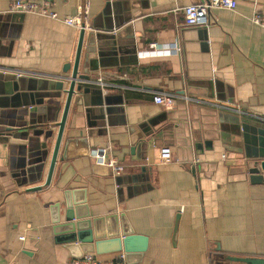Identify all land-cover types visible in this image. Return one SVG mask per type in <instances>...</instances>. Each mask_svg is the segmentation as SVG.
Masks as SVG:
<instances>
[{"label": "crops", "instance_id": "0c3cea01", "mask_svg": "<svg viewBox=\"0 0 264 264\" xmlns=\"http://www.w3.org/2000/svg\"><path fill=\"white\" fill-rule=\"evenodd\" d=\"M15 1L0 0V132L13 129L0 136V264H71L55 242L52 207L81 190L93 218L125 214L146 240L130 264L264 259V184L248 173L264 162V29L250 20L264 17V0L211 10L205 28L186 26L183 14L203 0H54L60 18L86 8L79 72L92 32L96 70L71 102L50 186L33 193L47 181L67 95L51 97L72 73L81 29L14 18ZM166 93L179 97L172 111L154 103ZM67 139L89 149L75 145L77 157L61 160ZM105 146L125 167L119 185L83 156Z\"/></svg>", "mask_w": 264, "mask_h": 264}, {"label": "water", "instance_id": "95a60500", "mask_svg": "<svg viewBox=\"0 0 264 264\" xmlns=\"http://www.w3.org/2000/svg\"><path fill=\"white\" fill-rule=\"evenodd\" d=\"M17 17H23V14L14 15V18ZM85 35L86 30L83 27L80 33L77 55L72 73L69 77H66V79H59L57 81L58 83L55 85V89L58 93L52 95L51 97L52 99H60L63 93L67 95L62 119L57 124L59 131L50 163L47 181L42 187L30 189L28 193L42 191L50 186L54 169L59 158V152L62 148L64 129L66 126L71 102L76 93H82L84 91L83 84H88L91 82L92 73L96 70L95 59L90 58V56H94L97 53L96 39L94 37V33L92 32L90 35L91 39L89 41L90 47L87 51L88 57L85 60V69L82 71V73L79 72ZM66 74H68V70L66 71ZM4 75L10 76L14 80L17 79L16 81L25 78L24 76L18 77L15 74ZM66 85L68 88H66ZM190 91L193 93L203 94V91H199L196 88H191ZM80 101L81 99H78L79 103ZM30 108L31 111H35L34 107ZM227 117V115L220 114V119ZM12 130L13 129H6L4 132H0V136H4L5 132H12ZM193 135L195 138L196 148L198 149L202 142V134L200 131H198L194 132ZM75 145H81L82 148L89 149L86 141L76 142L75 140L67 139L64 141V150L61 160L75 159L77 157L74 152ZM105 148L106 146L104 149ZM99 150L101 153L103 149ZM134 151L135 150L132 149V153ZM83 156L90 157L91 167L94 174L101 175L103 177L110 175V169L107 166L101 164V162L96 159L93 154L90 156L89 150L85 151ZM263 170L264 162L261 163V165L255 162L252 167L249 168L248 173L253 184H264ZM120 179L121 176L116 178V183L118 185ZM52 211L53 218L51 222L53 226L55 242L61 245L69 253L70 257L73 258L72 260L81 259L88 254L103 256L107 254L122 253L124 255L126 264H130L132 254H134V252L139 251V253L142 254L145 250L146 240L134 234L133 230L128 224L125 214H113L106 217L97 218L92 217L90 207L88 205L86 190L65 192L64 200L62 202L56 203L55 206L52 207ZM239 263L264 264V259H242Z\"/></svg>", "mask_w": 264, "mask_h": 264}, {"label": "built area", "instance_id": "2783aa9c", "mask_svg": "<svg viewBox=\"0 0 264 264\" xmlns=\"http://www.w3.org/2000/svg\"><path fill=\"white\" fill-rule=\"evenodd\" d=\"M237 0H203L200 4L189 5L183 9L185 24L191 28H205L210 24V11L214 9H221L235 12L237 10ZM54 0H42L41 2H31L27 0H16L11 6V13H18L23 15H36L58 21L64 25L75 27L85 30L88 28L86 25L87 10L84 7L80 9V12L76 16H69L60 18L54 11ZM255 25L264 29V17L258 13H254L250 19ZM152 50L157 48V45H151ZM174 51L180 53V49L175 47ZM4 74H13L8 71H3ZM16 76H24L19 73H14ZM99 85L103 84L102 79L97 80ZM179 97L172 93L159 94L154 97V103L159 105L166 111H172L178 101ZM187 101H190L186 99ZM99 151L93 153V156L98 159L101 164L107 166L110 169L114 178L120 177L125 172V167L120 165L116 158L111 157V149L105 148L99 154ZM225 159L226 156L224 155ZM25 240V238H22ZM71 264H126L124 255L123 257L115 259H105L94 254H88L81 259H74Z\"/></svg>", "mask_w": 264, "mask_h": 264}]
</instances>
